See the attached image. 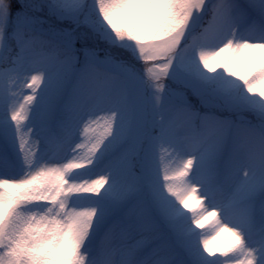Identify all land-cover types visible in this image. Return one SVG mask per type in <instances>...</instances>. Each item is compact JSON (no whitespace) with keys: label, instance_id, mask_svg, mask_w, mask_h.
<instances>
[{"label":"snow or ice","instance_id":"obj_1","mask_svg":"<svg viewBox=\"0 0 264 264\" xmlns=\"http://www.w3.org/2000/svg\"><path fill=\"white\" fill-rule=\"evenodd\" d=\"M0 264H264V0H0Z\"/></svg>","mask_w":264,"mask_h":264},{"label":"rangeland","instance_id":"obj_2","mask_svg":"<svg viewBox=\"0 0 264 264\" xmlns=\"http://www.w3.org/2000/svg\"><path fill=\"white\" fill-rule=\"evenodd\" d=\"M167 164L173 169H177L179 167V161L177 160H170L167 162ZM215 219V217H211L208 221H206L204 230L211 233L209 239L212 240L214 247L227 248L233 243V234L231 232H224L217 235V233H215L212 228V224ZM213 237H215V239H213Z\"/></svg>","mask_w":264,"mask_h":264}]
</instances>
